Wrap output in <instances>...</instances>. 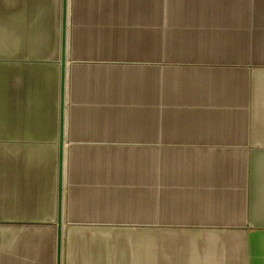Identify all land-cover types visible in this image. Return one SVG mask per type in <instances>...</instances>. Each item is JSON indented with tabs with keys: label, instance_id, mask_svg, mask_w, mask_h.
<instances>
[{
	"label": "crops",
	"instance_id": "crops-1",
	"mask_svg": "<svg viewBox=\"0 0 264 264\" xmlns=\"http://www.w3.org/2000/svg\"><path fill=\"white\" fill-rule=\"evenodd\" d=\"M28 7L0 264H56L57 218L59 264H264V0H67L61 125V0Z\"/></svg>",
	"mask_w": 264,
	"mask_h": 264
},
{
	"label": "rangeland",
	"instance_id": "rangeland-1",
	"mask_svg": "<svg viewBox=\"0 0 264 264\" xmlns=\"http://www.w3.org/2000/svg\"><path fill=\"white\" fill-rule=\"evenodd\" d=\"M31 1V2H30ZM13 0H0V81L2 84V61L3 58H13L16 55L27 54L29 51L33 50V46L27 44H18L15 47L10 44H5L3 41L7 42V38L11 36L23 37L25 35H30L36 27V21L29 17V5L35 4V0H16L14 6H12ZM16 7L15 9H13ZM3 40V41H1ZM15 55V56H13ZM9 56V57H7ZM18 57V56H17ZM5 66V65H3ZM7 66V65H6ZM0 209V213H2ZM13 222H6L0 219V227L10 225ZM9 228V227H6Z\"/></svg>",
	"mask_w": 264,
	"mask_h": 264
},
{
	"label": "water",
	"instance_id": "water-1",
	"mask_svg": "<svg viewBox=\"0 0 264 264\" xmlns=\"http://www.w3.org/2000/svg\"><path fill=\"white\" fill-rule=\"evenodd\" d=\"M66 10L67 0H61V29H60V84H59V123L61 125L63 117L64 103V64H65V36H66ZM58 169H57V208L60 211L61 196H62V142L58 141ZM59 216V215H58ZM57 237H56V264H59L60 253V221L57 218Z\"/></svg>",
	"mask_w": 264,
	"mask_h": 264
}]
</instances>
